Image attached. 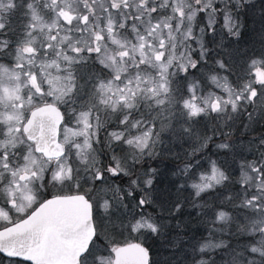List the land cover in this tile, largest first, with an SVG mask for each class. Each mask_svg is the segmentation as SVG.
Masks as SVG:
<instances>
[{
	"label": "snow or ice",
	"instance_id": "snow-or-ice-1",
	"mask_svg": "<svg viewBox=\"0 0 264 264\" xmlns=\"http://www.w3.org/2000/svg\"><path fill=\"white\" fill-rule=\"evenodd\" d=\"M0 264H264V0H0Z\"/></svg>",
	"mask_w": 264,
	"mask_h": 264
}]
</instances>
